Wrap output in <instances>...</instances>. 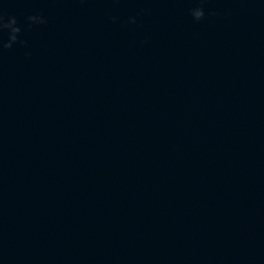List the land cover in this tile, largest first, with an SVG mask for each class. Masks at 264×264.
Masks as SVG:
<instances>
[{
	"label": "water",
	"instance_id": "95a60500",
	"mask_svg": "<svg viewBox=\"0 0 264 264\" xmlns=\"http://www.w3.org/2000/svg\"><path fill=\"white\" fill-rule=\"evenodd\" d=\"M0 18V264H264V0Z\"/></svg>",
	"mask_w": 264,
	"mask_h": 264
},
{
	"label": "clouds",
	"instance_id": "9594fccd",
	"mask_svg": "<svg viewBox=\"0 0 264 264\" xmlns=\"http://www.w3.org/2000/svg\"><path fill=\"white\" fill-rule=\"evenodd\" d=\"M198 18H200V17H198ZM197 18V19H198ZM11 17L9 18V22L11 21ZM3 27H9V23H5V22H3V19L2 18H0V28H3Z\"/></svg>",
	"mask_w": 264,
	"mask_h": 264
}]
</instances>
